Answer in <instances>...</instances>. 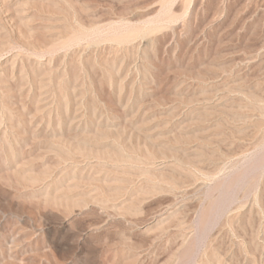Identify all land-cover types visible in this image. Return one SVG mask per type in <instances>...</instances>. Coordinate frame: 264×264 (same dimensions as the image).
<instances>
[{
	"label": "rangeland",
	"instance_id": "374dc122",
	"mask_svg": "<svg viewBox=\"0 0 264 264\" xmlns=\"http://www.w3.org/2000/svg\"><path fill=\"white\" fill-rule=\"evenodd\" d=\"M0 264H264V0H0Z\"/></svg>",
	"mask_w": 264,
	"mask_h": 264
},
{
	"label": "bare ground",
	"instance_id": "6f19581e",
	"mask_svg": "<svg viewBox=\"0 0 264 264\" xmlns=\"http://www.w3.org/2000/svg\"><path fill=\"white\" fill-rule=\"evenodd\" d=\"M115 25V24H114ZM224 184V183H223Z\"/></svg>",
	"mask_w": 264,
	"mask_h": 264
}]
</instances>
